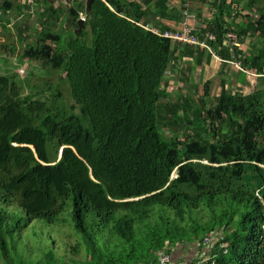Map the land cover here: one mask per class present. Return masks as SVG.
<instances>
[{
    "label": "trees",
    "instance_id": "trees-1",
    "mask_svg": "<svg viewBox=\"0 0 264 264\" xmlns=\"http://www.w3.org/2000/svg\"><path fill=\"white\" fill-rule=\"evenodd\" d=\"M151 1L94 0L87 27L77 33L85 5L75 2L67 39L54 31L61 13L53 5L38 13L41 30L23 56L66 73L78 112L55 111L0 74V242L6 264H13L12 250L23 242V220L33 229L30 238L41 243L37 224L53 225L63 214L61 223L69 218L79 239L66 247L79 253L85 246L86 259L58 258L59 244L51 237L44 254L31 250V264H142L166 241L202 245L218 228L229 246L216 264H264V99L235 94L224 81L209 107L207 81L197 99L179 94L164 101L172 88L166 81L170 67L202 51L173 45L142 25L144 12L181 15L167 6L169 0L149 8ZM202 1L212 17L199 32L215 33L220 59L264 76V47L248 57L225 39L228 32L264 37V0ZM242 2L244 10L258 13L255 20L243 14ZM0 12L7 29L10 13L23 16L24 8L19 0H0ZM238 16L246 21L236 22ZM180 67L175 87H193V67ZM178 125L182 134L173 130ZM11 205L20 207L22 219Z\"/></svg>",
    "mask_w": 264,
    "mask_h": 264
},
{
    "label": "rangeland",
    "instance_id": "rangeland-1",
    "mask_svg": "<svg viewBox=\"0 0 264 264\" xmlns=\"http://www.w3.org/2000/svg\"><path fill=\"white\" fill-rule=\"evenodd\" d=\"M22 7L24 8L23 16H19L17 12L10 13V25H8L7 29H4L2 24H8L6 18H4L0 24V74L4 76L11 77L17 84L20 86L22 93L25 96H32L37 100L47 101L49 106L53 110H63L65 113L69 114L73 111L78 112L79 109H73V106H76V103L72 96V89L68 84L67 76L64 71H58L50 68L49 66H45L40 62H36L33 60H28L24 58L23 54L25 49L30 46H35L37 41V33L41 30V23L39 22V17L37 7L30 0H19ZM192 1V6L195 11H206L203 12L205 14L211 13V7L208 4L202 3L201 0ZM245 1V0H241ZM242 11L243 14H249L253 17V20L257 18L256 12L249 13L251 10L245 9V3L242 2ZM62 15V20H60L56 26L54 27V31L61 32L62 35L67 39V37L71 36L73 32V24L68 21L69 11L64 7L60 10ZM2 12H0L1 15ZM67 18V19H66ZM204 20V17H201ZM21 25L22 33L21 38L19 37L18 28L15 20ZM201 20V21H203ZM245 22L246 19L243 16H238L236 22ZM27 25V27H25ZM67 36V37H66ZM240 49L246 52L247 56L250 57L254 54V50H258L264 47V37L254 35V37H239ZM194 49L199 48V46H193ZM201 51H204L206 55L211 53V43L205 49L201 47ZM217 56V55H216ZM191 58L187 57L185 62V66L189 65V61ZM202 65L201 67L195 70V77L193 78V82L195 85L190 88L188 84H184L181 88L178 87L170 89L167 91L169 94V98H165L164 101L169 99L176 100L179 97V94H190V95H204V85L210 80L214 83V86L211 87V99H208L209 107L214 104V99L220 94V79L221 77H225L227 83L231 84L229 89H232L235 94L244 95L247 92L257 93L264 99V76L259 75L254 70H246L243 67H238L235 64V60L231 63H226L225 66L220 65L219 62H212L211 64L207 63ZM167 77L170 80L178 81L179 79V70L170 67L167 72ZM225 81V80H224ZM171 82V83H173ZM229 84V85H230ZM195 94V95H194ZM196 98V96H195ZM197 99V98H196ZM197 106L193 102V110H196ZM181 117H184V114L180 113ZM189 116L194 118V113L190 110ZM164 128V132H162L163 136L170 137L168 134L167 128ZM181 127V129H178ZM182 126L178 125L174 128V131H178L179 134H182ZM191 136L193 135V131L189 132ZM181 151L185 153V147H181ZM184 153H182V157H184ZM51 156L54 158L55 153L51 150ZM175 178V174L172 175L171 179ZM0 205H3L0 201ZM9 210L16 214V218H23V213L18 205L9 206ZM64 214L61 215L60 220L53 224L49 225L45 222L39 223L38 225V234L41 239V243H38L30 238L29 235L32 236L33 229L29 227L24 220L22 221L23 227L21 229V233L24 234L23 242L20 243V246L17 247V252L12 250L11 257L13 258V264H31L33 263L32 254L30 253L33 250V255H41V253H45L48 251L50 246L46 245L44 242H48L51 237L55 239V241L59 244V247H55L58 258L62 256L65 257L64 261L66 263H72V260L79 261L85 260L87 251L86 247H80V252L74 251L72 253V246L75 245L76 241L79 240L74 233H72L71 220L67 218V222L61 223ZM211 221V218L209 219ZM156 222V218L152 220V223ZM94 223L90 222V226ZM236 229L233 228V230ZM212 235H210L211 237ZM82 238L81 236H79ZM28 238V239H27ZM214 238V237H213ZM31 239V241H29ZM215 239V238H214ZM224 236L219 231L218 239L213 240V243H218L219 240H223ZM8 242L11 245V238H8ZM28 242L30 247L27 249L24 247L23 243ZM55 242V245L57 244ZM70 243L72 246L66 247L67 243ZM82 242V241H81ZM201 243L199 241H195L192 243H171L166 241L162 244L161 248L154 250L153 257L149 256V258L143 262L142 264H162V260L166 261L167 264H176V261L173 257V251L169 250H177V249H185L186 247H201ZM207 245H211V240L207 238ZM229 244H215L211 249L210 255L202 260L200 264H216L215 258L224 252L228 253ZM66 248L67 251H66ZM169 250V251H168ZM36 251V252H35ZM41 252V253H40ZM46 260L43 262L45 263ZM0 264H6L5 262V254L1 248L0 242ZM185 264H189L188 262ZM194 264V263H191Z\"/></svg>",
    "mask_w": 264,
    "mask_h": 264
},
{
    "label": "crops",
    "instance_id": "crops-1",
    "mask_svg": "<svg viewBox=\"0 0 264 264\" xmlns=\"http://www.w3.org/2000/svg\"><path fill=\"white\" fill-rule=\"evenodd\" d=\"M30 1L33 2L35 4V6L37 7L38 13L44 12V9L46 7L45 6L46 3H49V4L53 5L54 9H57L59 13L61 12L60 10L63 7L66 10H68V11H69V8L73 7V4L69 5L66 0H30ZM121 1L122 2L126 1V3L132 2V3H140V4L142 3L143 4V1H145V0H121ZM156 1L157 0H152L151 3L149 4V8H153L154 3ZM192 1L193 0H187V1L186 0H169V3H168L167 6H169L170 8H176L179 11L178 13H181V15L179 14V18H177V14L176 13H173V14H171L168 17H163V16H161L159 14L144 12V13H142V19H139V20H140V22H144V23H153V24L158 25V26H160V27H162L164 29H168V28L181 29V28H184L186 21L189 20V21H193V23L195 24V26L199 30L201 25H203V26L205 25V23H204V22H206L205 19H207V20L211 19V17H212L211 15L212 14L210 13L208 15V14L203 13V12H206V11H198V10L195 11L196 9L193 8ZM194 1L197 2L196 0H194ZM202 3H203V1H202ZM123 4H125V3H123ZM182 7H184V8H182ZM191 8H193V9H191ZM184 11H188L186 13L191 14V17H188L186 15V13H182ZM143 14H146L149 17L143 16ZM201 17H204V20ZM147 18H154V20L153 21H147L146 20ZM60 20H62V15H61ZM201 20H203V21H201ZM187 57L191 58L190 60H192V61H189V65H187V66L193 67L194 71L195 70L197 71V68L201 67L204 64H206L205 67H207L208 66L207 63L211 64L214 61L219 62L220 65H222V66L226 65V63L223 62V60L220 59V57L217 54V52L214 51V50H211V53L208 54V55H206V53L204 51H202V53H199V54L196 53L194 56H186L184 59H181L182 62H180L179 65H177L175 67L172 66V67H174L175 69H176V67H177V69H181L182 67H180V66L182 64L185 65ZM229 63H231V62H229ZM193 77H195V74H194ZM224 80H225V82H227L225 77H221L220 82H219L220 83V94H221V91H222V87L224 86V84H223ZM166 81L167 82L169 81L167 75H166ZM208 81H210V80H208ZM171 82H173V81L172 80L169 81V83L171 84L172 88H175V84L174 83H177V82L176 81L173 82V83H171ZM229 84L230 83L226 84V87L228 89L231 87V84L230 85ZM213 86H214V83L211 81V87H213ZM177 87L179 89L182 86L178 85ZM229 90L233 91L232 89H229ZM220 94L218 96H220ZM219 231H220V233H222L224 235V231H223L222 228H218L216 231H213V233H211L210 235L219 236ZM210 235H208L207 237H209ZM202 253H204V254L206 253L207 255H210V252L208 251V249H207V247L205 245L201 246L200 248H198V246H196V247L192 246V247H186L185 249L174 250L173 251V257H174L175 260H177L176 264H179L178 262H180V261H182V262H192V261L198 259L202 255Z\"/></svg>",
    "mask_w": 264,
    "mask_h": 264
},
{
    "label": "bare ground",
    "instance_id": "bare-ground-1",
    "mask_svg": "<svg viewBox=\"0 0 264 264\" xmlns=\"http://www.w3.org/2000/svg\"><path fill=\"white\" fill-rule=\"evenodd\" d=\"M66 1L69 5L75 4V2H79L80 4L85 5V9H83L82 11L79 12V19H82V21L86 23V27H87V21L89 20L88 2L90 0H66ZM90 12H92V10ZM186 15L188 17H191V14H189V13H186ZM77 24H78V22H77ZM141 24L144 25L148 30L153 31L155 33V35H158V36H161L165 39L170 40L173 45H180L182 47L199 46L200 49H201V47L203 49H205L211 43V49H213L216 52L219 51V49H220V47L216 41L215 33L212 32L211 30H209L207 32H199V30L197 29V27L195 26L193 21L187 20L184 28H181V29H171V28L164 29V28H162L158 25H155L153 23L141 22ZM85 28H82V29H85ZM81 30H79V31H81ZM225 39H226L227 43L231 44L234 49H239L241 47L240 42H239V36H237L236 33H234V32L226 33ZM235 64L238 67L241 66L238 61H235ZM176 177H177V175L175 174V178ZM213 237L215 239H218V236H213ZM213 237L209 238L211 240V245H209V246L207 245V239L201 245V246L205 245L209 252H211V249L213 248V246L215 244H223L224 243V239L222 241L219 240L218 243H213V240H215ZM207 256L208 255L206 253L205 254L202 253V255L198 259H196L192 262H188V263L189 264H191V263L200 264L202 262V260L204 258H206ZM178 263L179 264H185V262H182V261H180Z\"/></svg>",
    "mask_w": 264,
    "mask_h": 264
},
{
    "label": "water",
    "instance_id": "water-1",
    "mask_svg": "<svg viewBox=\"0 0 264 264\" xmlns=\"http://www.w3.org/2000/svg\"><path fill=\"white\" fill-rule=\"evenodd\" d=\"M94 0H90L88 2V11L90 12L91 11V8H92V3H93ZM78 28L75 29V32L77 33L79 30H81L82 28H85L86 27V23L82 21V19H78Z\"/></svg>",
    "mask_w": 264,
    "mask_h": 264
},
{
    "label": "built area",
    "instance_id": "built-area-1",
    "mask_svg": "<svg viewBox=\"0 0 264 264\" xmlns=\"http://www.w3.org/2000/svg\"><path fill=\"white\" fill-rule=\"evenodd\" d=\"M162 264H167V262H166V261H164V260H162Z\"/></svg>",
    "mask_w": 264,
    "mask_h": 264
}]
</instances>
